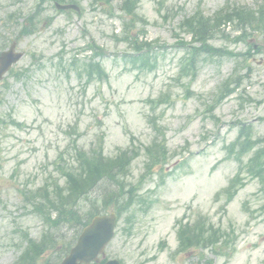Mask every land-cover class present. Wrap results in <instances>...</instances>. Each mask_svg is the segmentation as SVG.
<instances>
[{
	"label": "rangeland",
	"instance_id": "obj_1",
	"mask_svg": "<svg viewBox=\"0 0 264 264\" xmlns=\"http://www.w3.org/2000/svg\"><path fill=\"white\" fill-rule=\"evenodd\" d=\"M137 1L130 18L123 0H78L80 12L46 2L34 19L36 31L21 36L38 0H0V51L15 40L23 53L12 67L22 73L8 72L0 82V264L17 263L25 233L40 239L45 230L32 194L45 184L52 190L55 181L62 186L61 171L75 150L87 152L100 136L108 157L137 151L124 181L138 188V197L123 211L106 257L122 264H264V172L238 165L225 148L243 123L253 127V138L264 136V32L249 37L259 50L246 56L236 24L220 25L209 42L232 54L199 53L194 77L180 69L191 43L184 18L198 12L215 18L232 5L261 0ZM139 40H147L143 61L133 59ZM92 57L107 80L95 73L88 82L84 64ZM160 132L166 160L152 162L145 149ZM238 167L239 185L226 201L221 192ZM107 184L96 185L92 196L114 186ZM89 205L81 201L83 214ZM197 216L221 233L228 249L175 251L177 225ZM55 234L68 240L73 231L63 226Z\"/></svg>",
	"mask_w": 264,
	"mask_h": 264
},
{
	"label": "trees",
	"instance_id": "obj_2",
	"mask_svg": "<svg viewBox=\"0 0 264 264\" xmlns=\"http://www.w3.org/2000/svg\"><path fill=\"white\" fill-rule=\"evenodd\" d=\"M44 1L46 0H39V4L44 3ZM96 1L103 4L109 3L111 0ZM121 6L126 14L129 13L135 15V0H124ZM232 11V15L231 13L226 15V20L229 22L233 19H236V22L239 23L246 22L252 27L253 31H255L254 29L264 26V24L261 23L264 16L262 9L258 11V17H256L255 12H250L246 9H234ZM253 20L255 22L254 25L252 23ZM186 23L194 41L197 40L200 42V47H197V49L194 47L193 49L202 52L217 51V48L210 45L208 41L213 34L211 28L219 27L220 25L219 18L214 20V24L212 25L208 18H204L201 14H197L194 18L187 20ZM34 25L35 24L31 22L29 27L23 28V32L32 31L35 27ZM243 36L239 38L242 39ZM135 47L138 48L137 51L139 52L142 49L141 45H136ZM89 65L92 69L94 68V65L91 63ZM96 66L99 67V64H96ZM100 72L104 74L102 70ZM102 76L107 78L108 75L104 74ZM250 134V127L240 130V136H243L244 140L237 141V159H239L240 156L247 154V152L253 148L255 142L250 138ZM161 136L162 138L155 139V141L145 149L152 162L166 159V148L163 141V135ZM92 147L93 148L89 149L87 152L77 149L75 150V166L72 164L69 165V169L65 172L67 185L64 191L56 185L54 187L55 194L53 197H50L49 192H44L43 194H40L38 198L33 199L32 202L34 209L39 215H41L42 219L47 222L50 228L56 229L62 225L74 228L73 235H71L68 241H64L66 243L62 244V247L65 250H68L69 245L74 241L79 228L82 227L91 216L99 212V209L96 206H93V210L89 211L90 214L86 220H83L77 209V201L79 198H87L91 192V188L98 183L100 179L110 185H114L113 187L111 186L108 188L101 200L106 207L111 206L112 208L114 206L113 208H115L116 212L119 214H121L127 207H130L135 202V198L138 197V188L132 185L128 188L124 181V175L128 171V164L133 157L137 155L136 150L124 149L121 150L117 156H105L103 154L102 137H99L98 141ZM247 161L248 163L246 166L248 171H256L255 174L261 173L264 170V146L258 147L248 157ZM231 181V187L226 188L223 192L225 196H227V201L232 198V190L237 187L238 178L236 177ZM96 200L99 199L96 198ZM207 224H209L208 220H203L201 218L195 219L192 224H182L179 228L180 230H178L181 247L188 248L197 246L205 248L206 246H211L214 250L217 246L220 248L222 243L220 239L221 233H218V230L213 229L211 225L206 226ZM42 238L43 239L39 242L28 239V247L25 249L24 254L21 257V260L27 261L26 264H35V259L46 251L48 243L55 245L58 242H61L58 237L49 233H45Z\"/></svg>",
	"mask_w": 264,
	"mask_h": 264
},
{
	"label": "water",
	"instance_id": "obj_3",
	"mask_svg": "<svg viewBox=\"0 0 264 264\" xmlns=\"http://www.w3.org/2000/svg\"><path fill=\"white\" fill-rule=\"evenodd\" d=\"M74 7L73 5L64 8ZM14 45L8 51H3L0 54V78L11 63L15 62L19 57V53L13 51ZM116 215L113 213L110 216L96 217L86 227L81 235H79L78 242L69 255L64 258L62 264H81V262L88 263L90 260L96 259V254L103 252L104 244L111 238L112 229L114 226Z\"/></svg>",
	"mask_w": 264,
	"mask_h": 264
}]
</instances>
